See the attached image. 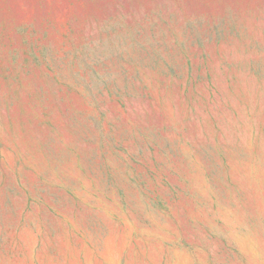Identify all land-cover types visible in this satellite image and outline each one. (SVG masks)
Masks as SVG:
<instances>
[{"label": "rangeland", "instance_id": "1", "mask_svg": "<svg viewBox=\"0 0 264 264\" xmlns=\"http://www.w3.org/2000/svg\"><path fill=\"white\" fill-rule=\"evenodd\" d=\"M0 264H264V0H0Z\"/></svg>", "mask_w": 264, "mask_h": 264}]
</instances>
